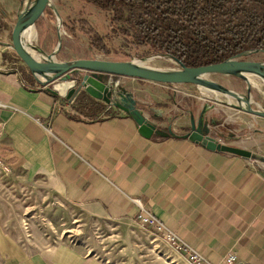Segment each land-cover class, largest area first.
I'll return each mask as SVG.
<instances>
[{
	"label": "crops",
	"instance_id": "0c3cea01",
	"mask_svg": "<svg viewBox=\"0 0 264 264\" xmlns=\"http://www.w3.org/2000/svg\"><path fill=\"white\" fill-rule=\"evenodd\" d=\"M0 3L11 13L23 0ZM5 54L0 44V164L50 177L70 204L95 207L112 220L141 224L140 216L151 213L215 264L230 253L244 264H264V169L259 162L181 137L146 138L129 114L96 99L100 110L87 103L88 113L81 112L46 87L26 88L21 66ZM116 80L160 130L172 127L185 134L191 117L199 120L206 110L218 137L228 121L219 123L217 107L195 108L200 98L182 89L148 81L153 84L145 90L138 88L137 78ZM229 142L250 149L235 139Z\"/></svg>",
	"mask_w": 264,
	"mask_h": 264
},
{
	"label": "rangeland",
	"instance_id": "374dc122",
	"mask_svg": "<svg viewBox=\"0 0 264 264\" xmlns=\"http://www.w3.org/2000/svg\"><path fill=\"white\" fill-rule=\"evenodd\" d=\"M35 1L23 0L21 9L11 8V13L0 3L1 46L8 60H14L18 67L25 66L10 47L12 31L18 12ZM53 4L64 18L59 53L62 60L152 58L150 63L153 66L180 68L177 62L161 53H154L149 46L134 45L131 35L114 32L110 25L111 13L98 9L94 4L84 0H53ZM59 27L60 21L49 10L34 28L36 38L29 43L36 57L42 59L44 52L55 53L59 45ZM93 30L105 37L110 54L92 46L89 34H94ZM243 59L264 64V53L256 51ZM209 78L236 88L245 96L251 95V104L264 110V82L258 77L211 74ZM147 82L138 79V88L145 89L146 85L153 84ZM167 86L199 97L195 108L200 104L219 108L214 114L217 119L221 118L219 123L228 119L220 127V135L214 134L220 141L233 138L238 144L264 155L263 117L234 108L226 96L206 94L195 85ZM259 165L264 169V164ZM0 264L190 263L155 230H148L137 222L109 219L95 207L72 205L63 198L50 177L39 175L28 167L12 170L0 164Z\"/></svg>",
	"mask_w": 264,
	"mask_h": 264
},
{
	"label": "water",
	"instance_id": "95a60500",
	"mask_svg": "<svg viewBox=\"0 0 264 264\" xmlns=\"http://www.w3.org/2000/svg\"><path fill=\"white\" fill-rule=\"evenodd\" d=\"M49 10L60 21L59 45L54 54L44 52V57L41 59L33 56L26 49L25 34L35 28ZM64 26V18L54 7L53 0H36L18 14L10 45L21 63L34 74L39 82L48 85L55 95L71 100L84 90L90 97L129 114L139 126V132L146 138H151L153 135L181 137L201 144L211 151L229 153L264 164L263 154L220 141L213 134L216 123L206 120V110L203 111L199 120L194 116L191 117L190 130L185 134L173 132L172 127L168 132L158 129L146 112L139 107L134 95L115 78L130 77L166 85L190 84L198 87H212L232 101L231 105L234 108L264 118V110L251 104V95L245 96L240 90L209 78L211 74H227L240 78L253 75L264 81V64L243 59L258 50L244 51L223 62L197 67L186 66L176 57L163 54L177 62L180 65L179 69L146 66L134 59L130 61L101 58L62 60L59 53Z\"/></svg>",
	"mask_w": 264,
	"mask_h": 264
},
{
	"label": "trees",
	"instance_id": "16d2710c",
	"mask_svg": "<svg viewBox=\"0 0 264 264\" xmlns=\"http://www.w3.org/2000/svg\"><path fill=\"white\" fill-rule=\"evenodd\" d=\"M84 1L111 13L112 30L131 35L134 45L149 46L154 53L176 57L186 66L223 62L244 51L264 53V0ZM92 33V46L110 54L105 37L96 30ZM19 71L26 88L46 87L53 93L28 68L22 66ZM87 103L102 108L85 93H80L73 104L88 113Z\"/></svg>",
	"mask_w": 264,
	"mask_h": 264
},
{
	"label": "built area",
	"instance_id": "2783aa9c",
	"mask_svg": "<svg viewBox=\"0 0 264 264\" xmlns=\"http://www.w3.org/2000/svg\"><path fill=\"white\" fill-rule=\"evenodd\" d=\"M76 97V96H75ZM73 97L71 102H74ZM140 223L149 226L162 236L176 252L184 256L190 264H215L205 258L200 252L186 244L174 231L169 229L162 221L151 213L140 216ZM222 264H244L236 253H230Z\"/></svg>",
	"mask_w": 264,
	"mask_h": 264
},
{
	"label": "bare ground",
	"instance_id": "6f19581e",
	"mask_svg": "<svg viewBox=\"0 0 264 264\" xmlns=\"http://www.w3.org/2000/svg\"><path fill=\"white\" fill-rule=\"evenodd\" d=\"M36 38V31L34 28H32L30 31H28L26 34H25V46H26V49L28 50V52H30V54H32L33 56H35L33 50L30 48L29 46V43L31 41H33L34 39ZM170 60H172L171 58H169ZM142 64L146 65V66H151V67H156V66H153L151 65V61L152 58H149V59H146L144 61H141L139 60ZM261 80V79H260ZM252 81V80H251ZM263 81V80H262ZM264 82V81H263ZM252 83L254 85H258V83H256L255 81H252ZM203 89V92L206 93V94H214L218 97L222 96L223 94L219 91H217L215 88H212V87H201ZM252 102V100L250 101ZM246 104H248V99H246Z\"/></svg>",
	"mask_w": 264,
	"mask_h": 264
}]
</instances>
